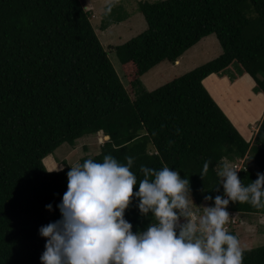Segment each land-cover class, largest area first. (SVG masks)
<instances>
[{
    "label": "trees",
    "instance_id": "1",
    "mask_svg": "<svg viewBox=\"0 0 264 264\" xmlns=\"http://www.w3.org/2000/svg\"><path fill=\"white\" fill-rule=\"evenodd\" d=\"M106 8L102 30L128 17L122 5ZM138 10L147 29L106 49L81 0H0V264H41L46 240L39 230L61 219L70 171H49L44 159L87 135L103 132L109 141L80 163L102 162L108 154L126 163L132 156L138 181L142 165H167L190 181L201 206L197 215L202 204L214 205L205 196L224 195L215 172L222 161L236 164L248 156L239 174L245 185L264 173V116L248 141L204 85L212 75L226 78L235 64V79L248 75L264 95V0L140 1ZM211 35L222 49L217 58L146 90L140 77L161 63L175 64ZM114 51L134 97L109 58ZM138 203L134 199L125 214L136 233L155 222ZM227 210L264 214L249 203H230ZM243 264H264V246L243 250Z\"/></svg>",
    "mask_w": 264,
    "mask_h": 264
},
{
    "label": "clouds",
    "instance_id": "2",
    "mask_svg": "<svg viewBox=\"0 0 264 264\" xmlns=\"http://www.w3.org/2000/svg\"><path fill=\"white\" fill-rule=\"evenodd\" d=\"M125 160L108 154L102 162L88 158L70 165L58 205L61 219L39 230L46 240L41 264H243L240 241L230 233L236 212L227 209L237 202L264 208V173L245 185L241 170L222 161L215 172L224 195L205 196L214 205L202 206L197 215L187 178L167 165L160 170L142 165L138 181L134 157ZM210 163H204L202 179ZM134 199L141 214L155 219L138 233L125 218Z\"/></svg>",
    "mask_w": 264,
    "mask_h": 264
},
{
    "label": "rangeland",
    "instance_id": "3",
    "mask_svg": "<svg viewBox=\"0 0 264 264\" xmlns=\"http://www.w3.org/2000/svg\"><path fill=\"white\" fill-rule=\"evenodd\" d=\"M140 1L155 2L161 0H81V3L87 11L92 13V24L100 42L107 49L109 45L124 44L147 29L144 16L138 10ZM108 5L124 6L128 10V17L124 22L108 26L106 30H102L100 26L104 19V13L107 12L106 7ZM108 53L122 83L129 94L134 97L131 80L125 75L116 52ZM221 53L222 49L216 36H208L187 50L180 58L179 63L164 62L152 68L148 73L140 77L141 83L146 90L153 91L173 79L214 60ZM230 68L229 73L232 76L227 73L226 75L224 74L226 78L221 79L222 76L212 75L204 81V85L233 124H236L235 127L242 136L249 141L252 140V137L257 132L258 124L264 116V110L262 109L264 108V103L262 102L264 101V95L255 92V82L248 75L239 74V80L235 79L238 74L237 71L240 70L239 67L233 64ZM245 77H249V80L241 81ZM108 141L109 138H106L102 132L87 135L83 139L78 140L75 147L70 146V144H63L52 155L44 159V164L49 171H56L58 167L64 169L66 166L80 163L83 157L99 154L101 146ZM247 158L248 156L233 165L241 170ZM193 201L195 204L193 205V210L201 208V206L196 205L194 199ZM202 205L206 206L207 204ZM238 220L240 222L237 224ZM183 222L184 220H181V223ZM231 229L237 234L243 250L264 246V214L236 213L232 219Z\"/></svg>",
    "mask_w": 264,
    "mask_h": 264
}]
</instances>
